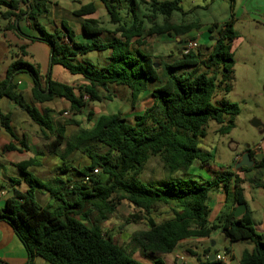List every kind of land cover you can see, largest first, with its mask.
Instances as JSON below:
<instances>
[{
	"label": "trees",
	"instance_id": "obj_1",
	"mask_svg": "<svg viewBox=\"0 0 264 264\" xmlns=\"http://www.w3.org/2000/svg\"><path fill=\"white\" fill-rule=\"evenodd\" d=\"M100 1L105 5L111 21L118 24L119 36L115 33L110 40H105L102 37L105 29L97 25L98 21L85 19L83 29L93 37L92 41L77 42L65 22L64 32H48L38 22L39 15L49 12L48 0H23L28 3V9L21 15L28 14L40 33V36L28 35L29 38L51 47L49 69L42 75L38 67L24 60L27 51L23 45L22 54L16 56L0 81V100H15L40 127L47 141L44 149L49 154L66 161L80 151L90 160L81 168L75 167L81 178L70 185L67 184L70 179L60 177L44 182L29 170L31 166L40 165L38 156L42 154L16 164L28 188L13 189L12 195L0 206V223H7L25 247L27 259L24 264H38L37 258L50 264H146L136 259L133 252L117 244L112 236L106 235L101 225L116 211L122 200L139 210L130 216L129 222L147 221V230L135 232L132 240L147 258H151L152 264H165L160 255L172 253L180 241L191 237H209L218 228L230 242L253 243L252 250H244L240 264H264V237L253 227L248 209L234 220L235 209L228 214L223 211L218 221L209 226L210 191L222 185L234 204H247L242 186L245 180L234 171H227L205 182L176 176L178 172H187L195 162L206 163L212 158L210 152H202L198 147V139L206 136L209 121L221 124L218 130L221 134L229 133L235 127L233 119L240 113L239 106L212 102L220 88L226 92L230 90L229 85H223L231 79L236 64L233 43L237 32L234 21L220 28L218 23L209 27L210 33L219 29L217 36H209L214 45L207 56L187 48L180 59L171 63L162 62L158 67L155 56L145 49L148 37L162 34L183 37L201 26L196 22L176 24L168 20L175 11L183 10L184 0H150V28H146L143 21L136 17L130 24L123 22L121 10L124 0ZM128 1L130 12L136 16L138 0ZM0 3L16 7L17 1L0 0ZM95 11L96 7L91 2L76 14ZM159 14L165 17L163 23L156 21ZM107 50L110 54L104 65L87 57L90 52ZM56 64L73 75H81L85 83L77 88L55 80L53 67ZM20 73L31 77L34 100L41 104L52 103L56 99L66 100L73 116L83 113L87 100H112V85L128 87L136 100L137 90L148 89L150 82L159 84L151 90L153 104L137 114L133 122L117 111L101 115L88 129L81 127L74 117L66 123L56 124L49 115L50 109L41 111L28 103L16 90L15 79ZM102 91L109 94L103 96ZM91 115L92 112L88 116ZM226 115L231 116L227 125L224 124ZM11 123V113H4L0 108L1 128L20 144L18 147L10 142L1 150L28 151L26 139L18 137ZM68 125H77L79 129L69 136ZM247 151L253 157L250 147ZM262 155V159H255L254 167L264 168V153ZM151 156L161 158L167 178L144 183L141 175ZM96 168L102 170V175L93 173ZM246 169L243 167L241 170ZM60 170L67 171L69 168L61 167ZM87 175H90V180L85 182L83 178ZM12 181L21 184L19 179L12 178ZM251 182L264 189V182ZM38 188L46 190L60 203L55 207L40 204L36 197ZM71 196L73 200L69 199ZM157 203L174 204L172 218L157 222L150 215ZM92 213H96L94 219L91 218ZM222 217H226L225 220ZM205 254L208 255L205 263L197 256L199 264H224L217 259L211 260L209 250ZM0 264L8 263L0 259Z\"/></svg>",
	"mask_w": 264,
	"mask_h": 264
},
{
	"label": "rangeland",
	"instance_id": "obj_2",
	"mask_svg": "<svg viewBox=\"0 0 264 264\" xmlns=\"http://www.w3.org/2000/svg\"><path fill=\"white\" fill-rule=\"evenodd\" d=\"M6 1L10 2L11 0ZM16 1V7L0 3V81L5 77L8 66L16 56L22 54L21 47L23 45L26 47L27 51V55L23 57L24 60L38 67L42 75H45L49 69L51 47L47 43L33 41V39L29 38L28 35L34 34L30 28L33 27L34 22L32 19H29L28 14L21 15L22 11H27L28 3L23 2V0ZM48 1L47 5L50 9H53V12L43 13L41 18L38 17L39 22L48 32H54L55 30L48 24L51 22V19L60 24V17L67 22L66 24L70 25L71 23L79 36L83 31L82 23L85 19H94L98 21L97 25L105 29L104 36L113 37L115 33L119 36V32H117L118 24L111 21L103 4L98 6L96 12L80 16L75 14L76 11L91 3V1ZM55 1H58L60 5L66 9L74 11L70 13L62 8H60L59 11L58 3ZM149 1L150 0H138L137 15L135 16L130 12L129 1L124 0L123 8L121 10L123 22L130 24L136 17L138 20L143 21V25L146 28H150L152 23L149 18L151 16ZM7 12H10V14H6ZM164 20L165 17L163 15L159 14L157 16L156 21L158 23H163ZM168 20L176 24H189L196 22L201 26L200 28L194 29L185 34L183 37H178L175 34H162L159 36L148 37L145 49L155 56L158 67L161 66L162 62L171 63L180 59L182 54L187 51L188 47L195 52H201L203 56H207L214 45L213 41L209 38L210 34L217 36L220 27L226 25L231 20L234 21V30L237 32V38L233 43L236 64L231 79L223 85H229L230 90L226 92L223 88H220L212 102L216 105H221L223 102L235 103L239 106L240 113L233 119L235 127L229 133L221 134L218 132L221 124L214 120L209 121L206 127V136L198 139V147L202 152H210L212 158L206 163L197 161L196 165L189 168L187 172H178L176 176L205 182L217 178L227 171H239L244 166L237 169V158L239 156L242 158V156L247 153L248 147L253 150V157H251V159L254 161L257 155L264 153L262 148L257 147H264V132H261L262 127H256L252 124V121L255 118L264 123V0H184L183 10L175 11ZM213 23H218L219 28L210 33L209 27L212 26ZM16 26L19 27V29ZM181 39H183V41ZM185 42H191L192 45L185 44ZM95 53L96 52H90L88 57L98 62V56ZM106 55L107 53L102 57L105 58ZM58 69H60V71L61 69H64L66 71V77L63 76L64 72L58 73ZM53 72L54 74L57 73L55 76L57 79L61 80V82L73 84L77 88L85 81L81 76H76L68 72L63 66H55ZM24 83L25 82H23L24 88L21 90V87H19V91L26 100L35 103L43 110L46 105L35 102L30 87L26 86V83ZM156 84L158 85L159 83L150 82L148 89L137 90L136 100L132 97L131 89L124 86L114 85L110 88V92L113 95L112 100H87L88 106L83 113L79 114L76 118L70 111L68 114L65 113L68 111V107L64 100L56 99L54 102L48 103V107L54 111L53 117L57 123H66L68 119L74 117L80 122L81 127L84 128H92L99 116L117 111L122 112L124 116L133 122L137 114H141L146 108L153 104L151 90ZM108 94L109 93L106 91L102 92L103 96ZM8 101L13 100L4 98V100L0 102V107H2L3 110L5 109L6 104H8ZM20 109V115L12 116V119L16 122V125L19 128V134H26L34 138L41 136V149L48 153L44 149V143L47 141L44 139L40 127L31 120L22 108ZM90 111L93 113L91 117L88 116ZM230 119L231 116L226 115L224 124H229ZM78 129L79 127L77 125H69L68 134L72 135ZM4 132L7 133L6 131ZM53 139L54 136H51V140ZM33 148L39 149L37 140H35ZM38 157L40 161L44 159L43 156ZM1 161L4 162L5 158H0V164ZM52 161H55V163L61 167L67 165L71 168L67 172H60L58 176L51 177V180L53 181L57 177L65 180H67L68 177L78 180L81 178V175L76 172V169L74 170L73 167L81 168L83 165L90 163L89 158L80 151L73 153L66 161L49 154V157L43 160L42 167L32 168L31 171L40 180L47 182L49 179L46 178L52 175V173L49 172L51 170V165L53 164ZM255 163L256 161L254 164ZM9 172L10 169L7 166H4L1 169L0 186H3L4 190H7V192L10 190V193L12 194L13 188L3 179V176H7ZM17 172L18 174L16 175L20 176V171L17 170ZM241 172H243V174L249 179L264 182V168L247 166V169L241 170ZM94 173L102 175V170L99 168V172L94 171ZM162 178H167V172L164 170L163 162L159 156H151L143 170L141 180L146 183L148 180H159ZM74 182L76 183L77 181H70L67 184L70 185ZM244 187L247 204L253 210V216L256 218L255 221H253V227L264 237V229H259L260 227L258 228V225L260 226L258 220L264 217V190L257 187H250L249 182H246ZM68 189H70L69 186ZM36 197L38 202L43 206L51 205L52 207H55L60 203L59 200L55 199L46 190L41 188L37 189ZM209 197V205L214 206L216 203L217 191L215 189L211 190ZM69 199L73 200V197L71 196ZM231 201L232 199L229 197L227 205H229ZM174 207V204L157 203L153 207L150 215L157 222H163L173 216ZM138 212L139 210L137 208L126 200H122L116 211L108 220L102 222L101 225L105 234L112 236L117 244L127 248L130 252L137 249V252L133 255L136 259L140 261L142 260L141 262L143 263H146L147 261L152 262L150 258H147L139 252L140 247L137 246L136 248L135 243L132 240L135 232L147 228L146 220L137 223L129 222L130 216ZM94 217H96V213H92L91 218L94 219ZM214 233L217 244L214 246L211 242L209 243L213 253H220L225 256V263L238 264L237 259H230L228 249H230L231 243L227 240L225 235L219 230H216ZM7 242H9L8 237L4 240V236L2 232H0L1 253L3 249L5 250ZM246 242L252 243L250 241ZM175 251H179V248ZM12 252H15L13 253L15 254V263H8L4 260L2 261L8 264H19V262H23L22 264H24L26 262V260L19 261L21 256L16 254L15 246H12ZM160 256L165 264H170L169 261L172 259L171 254H161Z\"/></svg>",
	"mask_w": 264,
	"mask_h": 264
},
{
	"label": "crops",
	"instance_id": "obj_3",
	"mask_svg": "<svg viewBox=\"0 0 264 264\" xmlns=\"http://www.w3.org/2000/svg\"><path fill=\"white\" fill-rule=\"evenodd\" d=\"M91 2L94 3L95 7H96V10L98 8V6L100 4H103L102 1L100 0H89ZM49 2V1H48ZM58 3V6H59V11H60V8L66 10V11H69L70 13H72L74 10H69V9H66L65 7L61 6L60 3L58 1H55ZM104 5V4H103ZM105 6V5H104ZM49 9V12L48 13H52L53 12V9ZM61 9V10H62ZM96 12V11H95ZM76 14V13H75ZM92 14V13H90ZM77 15V14H76ZM42 14L40 16H38L39 18H41ZM81 16V15H80ZM59 22H56V21H53L51 19V22L48 23L52 28H54L55 30H59V31H65L64 28H63V23H67L63 18H60L59 17ZM38 22H39V19H38ZM31 23V22H30ZM40 23V22H39ZM41 24V23H40ZM42 25V24H41ZM67 26L73 31L74 33V39L77 41V42H90L92 41V38L91 36L87 35L83 29L82 33L80 34V36L76 33L75 31V28L69 24H67ZM32 29V32L34 33L32 36H40V33L38 34L37 32V28H35V25L33 23V27H30ZM82 28H83V23H82ZM54 30V31H55ZM117 36V35H116ZM102 37L105 39V40H110L112 38V36H104L102 35ZM107 53V55L105 56V58H103L102 56ZM95 54H97L98 56V64L99 65H104L107 61H108V56L110 54V51H105V52H102V53H99V52H96ZM88 57V55H87ZM89 58V57H88ZM103 58V59H102ZM91 60H93L92 58H89ZM104 60V61H103ZM94 61V60H93ZM103 61V62H102ZM96 62V61H94ZM55 66H61L59 64H56L54 65ZM53 67V69H54ZM58 73H63V76L66 77L65 75V70L64 69H58ZM67 70V69H66ZM68 71V70H67ZM69 72V71H68ZM57 74V73H56ZM56 74H54L53 72V78L55 80H58V81H61L59 79H57V77L55 76ZM76 76H81V75H76ZM82 77V76H81ZM83 78V77H82ZM84 79V78H83ZM23 82L26 83V86L30 87L31 91H32V87H33V81L31 79V77L26 74V73H20L16 76V79H15V83L17 85V92L19 94H22L19 90V87H21V90L22 88H24V85H23ZM24 83V84H25ZM85 83V81H84ZM69 84V83H67ZM83 83H81L80 85H82ZM70 85H73V84H70ZM79 85V86H80ZM74 86V85H73ZM114 86V85H112ZM111 86V87H112ZM117 86V85H116ZM103 92V91H102ZM24 97V96H23ZM25 98V97H24ZM34 99V98H33ZM4 100L1 99L0 102ZM9 100V99H8ZM26 100V98H25ZM28 103H32L31 105L37 107L38 109H40L41 111H46V109H50L48 107V104H43V105H46V107L42 110L39 106H37L35 103L31 102V101H28L26 100ZM67 104V107H68V111H66L65 113L68 114L69 113V107H70V104L68 101L64 100ZM10 102V103H9ZM35 102H37L35 100ZM39 103V102H37ZM41 104V103H40ZM87 106H88V103H87ZM86 106V107H87ZM2 109V107H0ZM21 107L16 104V101L14 102L13 101H8V104H6L5 106V111L2 109V111L4 113H11V116H14V115H20V109ZM24 111V110H23ZM91 112V111H90ZM53 113L54 111L52 109H50L49 111V115L51 116V118L54 120V122L56 124H59L55 121L54 117H53ZM77 116H75L76 118ZM100 117V116H99ZM77 120V119H76ZM98 120V119H97ZM96 120V121H97ZM95 121V123H96ZM94 123V125H95ZM13 127L15 128L16 130V133L18 135V137L20 139H26L27 143H28V146H29V150L28 151H24L22 153L20 152H3L1 150V148L10 143V142H13L14 144H16L18 147H20V144L18 143L17 140H15L10 134L8 133H5L4 129H1L0 128V158H5V161L2 162L1 161V164H0V175H1V169L4 167V166H7L9 167L10 169V172L7 176H3V179L8 183V185L10 187H12L13 189L14 188H19L20 190H26L28 188V185L22 180V175L20 173V176H17L16 174H18L17 170L18 168L16 167V164L20 161H23V160H26V159H29L31 157H35L37 156L38 154H42L41 156L44 157V159H47V157H49V153H46L43 149H41V146H42V140H41V136H38V138H34V137H30L26 134H22L20 135L19 134V128L17 127L16 125V122L12 119V123ZM93 125V126H94ZM68 127L69 125L67 126V134H68ZM90 129V128H88ZM4 130V131H3ZM41 130V129H40ZM42 132V131H41ZM69 135V134H68ZM53 136V135H52ZM70 136V135H69ZM35 140H37L38 142V145H39V149H36V148H33V144L35 142ZM258 148H262L264 150V147L263 146H257ZM256 147V148H257ZM43 152V153H42ZM52 156V155H51ZM56 157V156H55ZM43 159V160H44ZM42 161H40V165L39 166H31L29 168V170L31 171L32 168H38V167H42L43 164H42ZM241 160V156H239L237 158V161L239 162ZM53 164L51 165V170L49 172L52 173L51 176H48V178L46 179H49L48 181H51V177H55V176H58L60 172H67L69 171L71 168H69L67 165H64L62 167H66L67 169L69 168V170L67 171H61L60 168L61 166H59L57 163H55V161H52ZM196 165V162L195 164ZM255 165V164H254ZM253 165V166H254ZM252 166V167H253ZM244 167H247V166H244ZM74 170H75V167H73ZM236 174L239 175V177L243 178L245 180V182L242 184V186L244 187L245 186V183L246 182H249L250 183V187H257L255 185H253V183L251 182V180L253 179H249L248 177H246L243 172H241V170L237 171V170H233ZM12 178L14 179H19L21 180V184H15L13 181H12ZM70 179V181H78L77 179H72V178H67V180ZM255 182H260V181H257V180H254ZM257 188H260V187H257ZM245 189V187H244ZM263 189V188H261ZM264 190V189H263ZM217 191V197H216V203L214 206H210V213H209V216H208V221H209V226H211L212 224L216 223L218 221V216L223 212L225 211L227 214L232 212L234 209L237 208L238 205L234 204L233 201H231V203L229 205H227V200L229 199L230 195L228 196L227 193H225V190L223 189L222 185L216 189ZM3 194H6V195H3ZM12 194L10 193V190H7L5 191L4 190V187L3 186H0V206H3L5 204V200L7 197L11 196ZM248 205V204H247ZM226 207V208H224ZM214 208V209H213ZM225 209V210H224ZM247 209L249 210V215L251 216L252 218V221H255V217L253 216V210L250 208V206L248 205L247 206ZM247 211V210H246ZM245 211V213H246ZM244 213V214H245ZM213 214V215H211ZM172 218V217H171ZM226 217H222L223 220H225ZM170 219V218H169ZM258 222H260V226L258 225V228L259 229H264V217H262V219L258 220ZM129 224V223H128ZM148 228V226H147ZM144 229V230H147ZM216 230H219L222 232V229L221 228H218ZM214 230L211 235L209 237H191V238H187V239H184L182 241L179 242V244L177 245L176 249L179 248V251H173L172 253H169L172 255V259L169 261L170 264H175V260H176V264L180 263V264H199V261L197 260V256H199L201 258V261L202 263H205L207 261V258H208V255L205 254V251L206 250H209L211 255H222L220 253L218 254H214L213 251H212V248L209 246V243L211 242L214 246H216L217 244V241H216V237H215V231ZM142 231V230H140ZM260 231V230H259ZM263 231V230H262ZM0 232H2L3 236H4V240L6 239V237H8L9 239V242L6 243V246H5V250L3 249L2 253L0 251V259L1 260H4L5 262H8V263H15V252H12V246H15L16 247V254H19L21 256V258L19 259V261H25L27 259V252H26V249L25 247L23 246V244L21 243V241L19 240V238L16 236V234L13 232V230L11 229V227L5 223V222H1L0 223ZM138 232V231H137ZM223 233V232H222ZM224 234V233H223ZM261 234V233H260ZM226 237V236H225ZM227 238V237H226ZM227 240L229 241V239L227 238ZM230 242V241H229ZM230 249H228V253L230 255V259H237L238 261V264H240V259H241V256L244 252V250L248 249V250H252L254 245L252 243H248L246 241H238V242H230ZM22 244V245H20ZM136 246V245H135ZM137 248V246H136ZM133 253H136L137 252V249L135 251H132ZM140 253H142L144 256L145 253L140 249L139 250ZM161 257V256H160ZM151 259V258H150ZM211 259V258H210ZM224 260H225V256H224ZM223 260V263L224 264H229V263H225V261ZM142 261V260H141ZM147 261V260H146ZM36 262L38 264H50L46 261H44L42 258H37L36 259ZM45 262V263H44ZM23 262H19V264H22ZM146 264H152V262L150 261H147Z\"/></svg>",
	"mask_w": 264,
	"mask_h": 264
},
{
	"label": "water",
	"instance_id": "obj_4",
	"mask_svg": "<svg viewBox=\"0 0 264 264\" xmlns=\"http://www.w3.org/2000/svg\"><path fill=\"white\" fill-rule=\"evenodd\" d=\"M185 44H189V42H185ZM14 102H15V100H14ZM252 124L256 127H262L261 132L262 133L264 132V123H262L261 120L255 118V119H253ZM262 157H263V155L260 154L257 156V159L260 160V159H262ZM254 162L255 161L253 159H251V155H250L249 151H247V153L244 156H242L241 160L238 162L237 169L240 167H243V166L252 167L254 165ZM246 210H247V204L246 203L238 205L237 208L235 209V212H234L232 219L234 220L236 218H239L240 216H242L245 213ZM210 258H211V260H215L216 256L211 255Z\"/></svg>",
	"mask_w": 264,
	"mask_h": 264
},
{
	"label": "built area",
	"instance_id": "obj_5",
	"mask_svg": "<svg viewBox=\"0 0 264 264\" xmlns=\"http://www.w3.org/2000/svg\"><path fill=\"white\" fill-rule=\"evenodd\" d=\"M189 44L192 45L191 42H189ZM188 49H190V48L188 47ZM85 98L88 99V96H85ZM94 171H95V172H99V168H96ZM94 171H93V173H94ZM94 174H95V173H94ZM83 180H84L85 182L89 181V180H90V175L85 176V177L83 178ZM216 259L219 260V261H223V260H224V256H223V255H217V256H216Z\"/></svg>",
	"mask_w": 264,
	"mask_h": 264
},
{
	"label": "flooded vegetation",
	"instance_id": "obj_6",
	"mask_svg": "<svg viewBox=\"0 0 264 264\" xmlns=\"http://www.w3.org/2000/svg\"><path fill=\"white\" fill-rule=\"evenodd\" d=\"M258 156V155H257ZM257 158V157H256Z\"/></svg>",
	"mask_w": 264,
	"mask_h": 264
}]
</instances>
